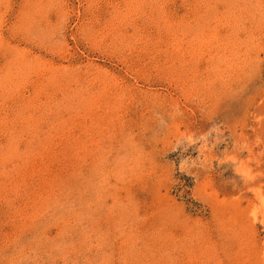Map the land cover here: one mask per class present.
<instances>
[{
	"label": "rangeland",
	"instance_id": "374dc122",
	"mask_svg": "<svg viewBox=\"0 0 264 264\" xmlns=\"http://www.w3.org/2000/svg\"><path fill=\"white\" fill-rule=\"evenodd\" d=\"M0 264H264V0H0Z\"/></svg>",
	"mask_w": 264,
	"mask_h": 264
}]
</instances>
